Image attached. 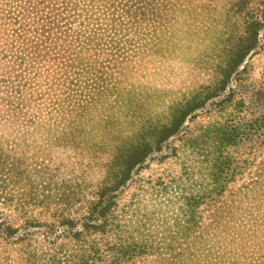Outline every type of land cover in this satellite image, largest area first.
Listing matches in <instances>:
<instances>
[{
    "label": "trees",
    "instance_id": "1",
    "mask_svg": "<svg viewBox=\"0 0 264 264\" xmlns=\"http://www.w3.org/2000/svg\"><path fill=\"white\" fill-rule=\"evenodd\" d=\"M263 52L264 0H0V78L23 82L0 92V207L17 213L0 216V246L28 263L200 264L198 251L183 244L203 235L173 234L161 245L137 228L147 217L136 219L132 201L119 218L117 193L209 101L219 112L229 106V120L214 127L220 153L211 155V180L228 170L222 148L229 146V182L240 163L254 161L233 152L264 148V61L259 79L250 67ZM169 58L200 68L210 82L188 95L159 96L163 113L139 125L136 138L112 141L92 190L79 195L73 185L30 175L32 160L41 170L67 164L39 162L46 152L98 159L103 142L89 140L85 124L108 117L91 108L121 97L135 64ZM26 76L42 91L28 90ZM44 102L52 106L45 114ZM24 150L37 154L29 158ZM185 217L187 225L194 220ZM37 237L51 241V249L39 254ZM242 264H264V253Z\"/></svg>",
    "mask_w": 264,
    "mask_h": 264
},
{
    "label": "rangeland",
    "instance_id": "2",
    "mask_svg": "<svg viewBox=\"0 0 264 264\" xmlns=\"http://www.w3.org/2000/svg\"><path fill=\"white\" fill-rule=\"evenodd\" d=\"M263 61L264 52L250 60L253 79L259 77ZM8 63L10 59L2 65ZM135 65L126 76V84L129 86L122 87L121 97L117 100H105L91 108L98 116L105 114L108 117L85 124L86 137L94 142H103L100 146H104L98 151V159L87 163V159L80 161L73 153L69 157L64 153L46 152L42 154L49 156H37L39 162L52 158L67 164L63 167L46 165L43 168L46 170H41L36 169L37 161L32 160L35 163H31L28 168L30 175L43 178L49 184L61 186L63 182L68 186L73 185L75 193L79 195L80 192L88 193L102 176V157L108 150L115 148L112 141L136 138L139 125L147 124L151 121L150 117L156 120L157 114L163 113L165 107L158 100L159 96L188 95L206 86L211 80L210 75L200 68L192 70L187 62L172 58L147 59L145 63ZM3 69L4 66L0 71ZM11 77L4 80L0 78V92L10 93L12 88L15 90L18 85H22L23 82H16ZM31 78H25L29 82L28 90L42 91L43 87L31 82ZM51 108L48 102L40 105L43 114ZM219 111L220 108L209 101L184 121L182 132L164 143L162 152L154 155L156 157H152L138 171L132 183L118 191V216L121 218L132 201V213L136 215V219L147 217V221L137 225V228L151 236L154 241L163 245L173 234H201L203 239L183 244L198 251L200 264H242L264 253V148L253 147L252 150L246 145L233 152V155L238 154L239 160L247 159L251 154L254 161L245 165L240 163L232 182H229V146L222 148L221 153L228 162V170L222 176L211 180L208 164L212 154L220 153L213 147L214 127L226 119L229 120V106L226 110ZM41 119L47 120L44 117ZM193 139H196L195 143L191 144ZM186 141L193 148L199 147L198 151L189 148ZM1 143L10 141L4 140ZM24 151L28 152L29 158L37 154L32 152L30 155V151ZM194 153L199 154V159ZM183 199L189 200V207ZM81 200L85 203L90 199ZM232 206L239 209L235 210ZM1 209L0 207L1 217L17 214L5 208ZM81 213L82 210H79L78 216ZM72 214L74 215L73 212ZM186 215L194 219L189 225L184 222ZM127 220L125 218L123 222L127 223ZM35 240L38 242L39 254L41 250L47 252L51 249L48 244L51 241H43L44 239L38 237ZM179 245L180 243H175V246ZM0 264L43 263H28L14 251L0 246Z\"/></svg>",
    "mask_w": 264,
    "mask_h": 264
}]
</instances>
